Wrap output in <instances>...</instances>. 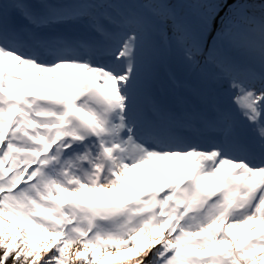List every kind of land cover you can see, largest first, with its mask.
<instances>
[{
  "label": "snow or ice",
  "instance_id": "1",
  "mask_svg": "<svg viewBox=\"0 0 264 264\" xmlns=\"http://www.w3.org/2000/svg\"><path fill=\"white\" fill-rule=\"evenodd\" d=\"M0 264H264V0H0Z\"/></svg>",
  "mask_w": 264,
  "mask_h": 264
}]
</instances>
